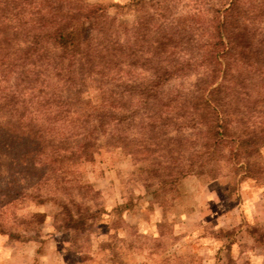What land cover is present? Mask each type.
<instances>
[{"label":"trees","instance_id":"1","mask_svg":"<svg viewBox=\"0 0 264 264\" xmlns=\"http://www.w3.org/2000/svg\"><path fill=\"white\" fill-rule=\"evenodd\" d=\"M224 1L191 7L181 29L174 0H0V215L27 196L54 203L57 229H85L93 215L69 190L102 141L157 190L215 179L223 158L263 172L249 158L264 143V0Z\"/></svg>","mask_w":264,"mask_h":264},{"label":"rangeland","instance_id":"2","mask_svg":"<svg viewBox=\"0 0 264 264\" xmlns=\"http://www.w3.org/2000/svg\"><path fill=\"white\" fill-rule=\"evenodd\" d=\"M83 1L110 6L130 0ZM174 2L181 29L189 26L191 7L208 8V0ZM197 23L206 27L207 17ZM84 96L95 100L94 87ZM101 145L94 161L76 172L81 183L69 190L80 210L93 215L89 225L77 232L57 229L53 202L18 197L0 222L34 239L0 233V264H264V171L246 176L223 158L215 179L189 175L157 190L156 176L138 169L145 164ZM8 159L0 149V185ZM249 159L264 166V143L252 147Z\"/></svg>","mask_w":264,"mask_h":264}]
</instances>
